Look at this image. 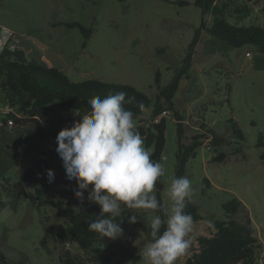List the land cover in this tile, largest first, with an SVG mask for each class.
Returning a JSON list of instances; mask_svg holds the SVG:
<instances>
[{
	"label": "rangeland",
	"instance_id": "374dc122",
	"mask_svg": "<svg viewBox=\"0 0 264 264\" xmlns=\"http://www.w3.org/2000/svg\"><path fill=\"white\" fill-rule=\"evenodd\" d=\"M179 1L0 0V26L16 33L18 47L28 60L59 67L73 81L127 83L154 97L158 91L156 72L161 86L180 72L201 22V11L194 0H185L187 4ZM238 1L251 8L250 15L238 24L264 27L260 12L264 0ZM206 19L210 24V18ZM73 21L91 28L88 39L77 27L65 24ZM188 73L181 76L172 98L181 117L177 122L182 124V142L203 133L200 122L222 138L218 146L212 145L211 136L203 138L185 165L192 183L189 200L202 217L193 222L191 245L196 244L197 236L212 231L215 219L229 218L223 203L234 197L241 202L236 217L241 221L249 218L260 244L255 264H264V145H256L258 133L264 136V54L252 45L232 47L201 30ZM60 106L46 110L50 134L40 145L31 125L2 128L0 134V252L12 263L65 264L60 256L69 251L71 264H103L98 252H83L66 233L59 234V229L66 232L70 211L89 203L87 192L83 204L74 196L77 186L66 178L55 151L58 132L80 119ZM150 111L151 106L145 108L134 120L135 125H148ZM233 123L243 139L233 133ZM165 124L160 161L164 169L162 199L170 208L168 191L177 146L176 122L171 113L165 117ZM36 146L39 148L34 151ZM216 152L225 154L223 161L213 159ZM48 169L55 173L51 183ZM28 171H34L35 176L25 182L27 196L13 208L6 188ZM38 181L46 186L45 193ZM141 211L123 209L119 217L123 234L111 239V264H145L140 253L151 237L137 224L129 223V217ZM155 215L153 211L146 215L148 225ZM189 249L175 264H184Z\"/></svg>",
	"mask_w": 264,
	"mask_h": 264
},
{
	"label": "trees",
	"instance_id": "16d2710c",
	"mask_svg": "<svg viewBox=\"0 0 264 264\" xmlns=\"http://www.w3.org/2000/svg\"><path fill=\"white\" fill-rule=\"evenodd\" d=\"M94 1V0H87ZM123 2L125 0H117ZM166 1V0H165ZM180 4H187V1L180 0ZM193 4L201 11V22L194 31L189 52L184 59L183 67L172 80L165 86L159 83V71L156 72L157 93L150 97L146 93L127 83L106 82L98 79H83L80 81L71 80L63 70L54 65L28 60L22 50H3L0 52V101L8 102L15 106L23 117H14L13 126L31 125L32 134L37 138L39 144L49 139L46 110L53 105H58L68 112L79 111L81 115H86L90 111L87 103L91 97L99 96L104 98L109 94L125 92L131 103H126L124 107L134 113V120H137L145 108L151 106L148 125H135L144 139V147L150 149L151 159L161 161L165 148V117L154 121V118L162 110H168L176 122L177 146L175 151V171L173 178L187 176L186 162L201 145L203 138L211 136L210 142L218 146L222 138L205 128L200 122L203 133L195 134L188 143L181 140L183 128L181 117L172 101L177 90L179 80L183 74L189 76L190 58L194 45L197 43L201 30L215 38L227 42L232 47H242L252 45L258 52L264 54V27L258 24L242 25L237 21L243 20L251 13L248 3L238 0H194ZM260 12L264 16V4L260 7ZM210 18V24L207 23ZM234 19L231 22L229 19ZM69 27H77L84 39H88L91 33L90 27H85L77 21L65 23ZM59 103V104H58ZM139 105H143L140 108ZM80 117V116H79ZM81 118V117H80ZM231 129L236 136L243 139L240 128L233 123ZM212 133V135H210ZM257 146L264 145V136L258 133ZM39 146L34 148L37 150ZM225 154L216 152L213 157L216 161H223ZM37 167L42 165L37 163ZM35 176L34 171H28L21 175L19 179L11 183L6 188V194L12 197L13 205L27 196L25 182ZM38 185L45 193L46 186L38 181ZM155 196L165 207L162 199L163 179L160 177L155 185ZM186 213L190 214L193 222L201 220L197 206L189 198L186 199ZM241 207V202L232 197L223 203L225 213L229 216L227 220L215 219L213 229L207 234H201L196 238V244L191 245L189 253L185 255L184 264H255L259 254L260 244L258 238L250 228V220H238L236 213ZM166 208V207H165ZM150 210H143L136 213L137 224L148 238H150V225L147 223L146 215ZM100 207L94 203H88L80 210H72L67 216L66 232L59 229V234L66 233L70 242H74L83 252L96 251L102 257L103 264H111L113 253L111 251V239L102 238L99 234L88 230V224L97 218ZM163 218V213L156 211ZM117 222H120L119 217ZM164 228H161L163 231ZM46 236V235H45ZM41 243L43 244L44 238ZM65 264H71L73 258L69 251L60 256ZM0 262L4 264L12 263L0 252ZM134 264V262H133Z\"/></svg>",
	"mask_w": 264,
	"mask_h": 264
},
{
	"label": "clouds",
	"instance_id": "9594fccd",
	"mask_svg": "<svg viewBox=\"0 0 264 264\" xmlns=\"http://www.w3.org/2000/svg\"><path fill=\"white\" fill-rule=\"evenodd\" d=\"M126 96L125 92H117L89 98V113H74L81 118L58 132L55 151L66 178L77 186L74 196L83 204L87 192L88 202L100 207L97 218L88 224L89 231L116 239L123 234L117 218L124 208L162 212L163 218L155 215L150 220L151 240L140 255L145 264H175L191 245L193 218L185 211V201L192 194V183L187 176L172 179L170 208L152 195L164 169L144 147L134 113L124 107L132 102ZM54 178V171L48 169L49 183ZM137 219L133 214L129 223Z\"/></svg>",
	"mask_w": 264,
	"mask_h": 264
},
{
	"label": "built area",
	"instance_id": "2783aa9c",
	"mask_svg": "<svg viewBox=\"0 0 264 264\" xmlns=\"http://www.w3.org/2000/svg\"><path fill=\"white\" fill-rule=\"evenodd\" d=\"M18 43L17 35L13 30L6 26H0V52L3 50L14 51L19 48ZM169 114L170 112L168 110H162L155 116L154 121L162 117H167ZM16 116L23 117L15 106L8 102L0 101V128L2 126L12 127L14 124V117Z\"/></svg>",
	"mask_w": 264,
	"mask_h": 264
},
{
	"label": "crops",
	"instance_id": "0c3cea01",
	"mask_svg": "<svg viewBox=\"0 0 264 264\" xmlns=\"http://www.w3.org/2000/svg\"><path fill=\"white\" fill-rule=\"evenodd\" d=\"M18 49H20V50H22L21 48H18ZM23 51V50H22ZM29 53H31L32 51H28ZM23 53H24V56L26 57V53L23 51ZM42 56V59H44L45 58V56L42 54L41 55ZM27 58V57H26ZM26 126V125H25ZM7 126H2L1 128H0V134H1V131H2V128H6ZM13 127V126H12ZM0 264H4V263H1L0 262Z\"/></svg>",
	"mask_w": 264,
	"mask_h": 264
},
{
	"label": "water",
	"instance_id": "95a60500",
	"mask_svg": "<svg viewBox=\"0 0 264 264\" xmlns=\"http://www.w3.org/2000/svg\"><path fill=\"white\" fill-rule=\"evenodd\" d=\"M195 153H193L192 155H194Z\"/></svg>",
	"mask_w": 264,
	"mask_h": 264
}]
</instances>
